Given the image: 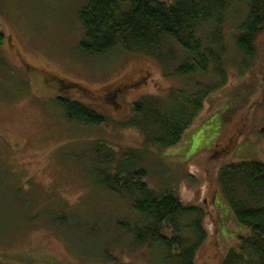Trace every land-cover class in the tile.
<instances>
[{"label":"rangeland","instance_id":"obj_1","mask_svg":"<svg viewBox=\"0 0 264 264\" xmlns=\"http://www.w3.org/2000/svg\"><path fill=\"white\" fill-rule=\"evenodd\" d=\"M88 3L0 0V31L6 36L0 48V264H179L176 253L162 246L135 245L125 228H139L144 220L129 200L102 186L94 145L143 148L141 135L123 127L132 119L133 105L171 89L190 90L195 82L170 77L152 58L122 48L85 55L79 12ZM247 13L246 5L234 4L226 14V83L208 98L197 126L177 148L143 150L142 167L157 194L183 170L189 177L194 166L202 185L190 189L184 200L198 211L217 207V253L210 250L198 264H221L248 231L228 206L217 182L218 168L209 164L212 157L208 162L205 153L196 155L223 144L231 153L224 154L221 166L264 161L262 58H242L237 49ZM196 81L206 84L210 78ZM57 83L74 85L66 98L97 111L109 124L69 122L57 102ZM214 188L215 205L210 200ZM197 220L198 215L183 220L184 236L191 242Z\"/></svg>","mask_w":264,"mask_h":264},{"label":"trees","instance_id":"obj_2","mask_svg":"<svg viewBox=\"0 0 264 264\" xmlns=\"http://www.w3.org/2000/svg\"><path fill=\"white\" fill-rule=\"evenodd\" d=\"M234 4H244L248 11L238 29L239 55L262 58L264 86V0H89L79 12L85 31L80 49L85 55L102 56L122 48L127 53L152 58L170 77H190L195 82L190 90L171 89L164 96H145L133 105L132 119L123 127L141 135L143 148L94 145L95 168L102 186L129 200L144 220L139 228H125L135 237V245L162 246L168 253H176L179 264H198L210 250L217 253L213 245L219 229L214 203L217 188L210 198L215 205L213 210L198 211L189 206L184 200L186 193L202 185V178L190 166L189 177L183 170L164 193L157 194L142 167L143 150L161 153L181 146L186 133L197 126L208 98L224 87L227 45L223 25ZM5 42L6 36L0 31V48ZM176 63L178 68L174 67ZM199 76L210 81L198 82ZM58 84L61 96L57 102L69 122L86 126L109 124L97 111L66 98L64 94L74 85ZM259 132L264 139V126ZM224 147L214 145L196 155L205 153L207 161L212 157L208 162L218 168L217 182L228 206L237 223L248 231L221 264H264V161L245 160L221 166L224 154L227 157L231 153ZM192 215L199 216L193 227V242L184 236L183 229V220Z\"/></svg>","mask_w":264,"mask_h":264},{"label":"flooded vegetation","instance_id":"obj_3","mask_svg":"<svg viewBox=\"0 0 264 264\" xmlns=\"http://www.w3.org/2000/svg\"><path fill=\"white\" fill-rule=\"evenodd\" d=\"M56 82H57V81H56ZM57 84H58V83H57ZM115 92H116V90H115V91H113V92H112V91H110V92H108V93H113V94H115Z\"/></svg>","mask_w":264,"mask_h":264}]
</instances>
